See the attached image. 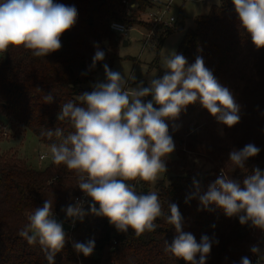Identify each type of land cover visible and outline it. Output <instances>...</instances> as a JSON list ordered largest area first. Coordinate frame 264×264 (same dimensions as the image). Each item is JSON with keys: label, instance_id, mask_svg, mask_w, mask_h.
I'll return each instance as SVG.
<instances>
[{"label": "trees", "instance_id": "obj_1", "mask_svg": "<svg viewBox=\"0 0 264 264\" xmlns=\"http://www.w3.org/2000/svg\"><path fill=\"white\" fill-rule=\"evenodd\" d=\"M135 1L137 10L128 9L124 0H54L75 6L77 22L62 35V48L47 57H33L23 47L10 48L0 55V111L12 124L30 129L47 146L57 142V138L43 136L45 130L61 128L65 135L72 131L67 122L57 120L60 105L92 90L86 83L102 66L98 62L95 69L89 70L95 43L110 62L117 57L121 37L110 27L113 20L133 26L147 24L138 13L151 3ZM195 22L186 30L178 53L189 64L198 55L203 58L205 66L241 105L240 122L228 128L199 103L187 106L176 121L168 122L176 153L175 158L166 161L169 178L158 179L155 185L139 179L128 183L134 184L139 193L157 192L165 213L168 203L177 204L184 217L183 230L192 233L197 242L203 235L218 240L206 264H239L241 257L250 258V243L264 241V234L242 226L238 217H227L215 205L204 210L198 198L185 201L195 192L193 180L199 182L202 194L221 169L241 184L254 168L264 172V49H256L251 37L239 27L232 0L212 4L209 12L197 16ZM175 29L165 28L160 43ZM50 92L54 101L45 103L43 97ZM173 123L177 126L175 131ZM249 143L261 151L246 162L244 169L235 168L228 161L229 152ZM189 153L205 157L214 164L213 169L200 173L187 169L183 160ZM78 192L77 176L63 164L51 161L45 168L36 169L13 153L1 154L0 264H47L39 244L29 245L18 233L28 223V215L42 207L45 199L54 202V213L65 215L61 208L74 202ZM155 223V231L137 237L131 229L118 232L105 217L88 215L83 222L77 221L75 227L65 230L70 240L55 257V264H186L164 251L165 241L170 244L175 236L173 227L163 218H157ZM90 239L95 241L94 253L89 257L77 255L71 241Z\"/></svg>", "mask_w": 264, "mask_h": 264}, {"label": "clouds", "instance_id": "obj_2", "mask_svg": "<svg viewBox=\"0 0 264 264\" xmlns=\"http://www.w3.org/2000/svg\"><path fill=\"white\" fill-rule=\"evenodd\" d=\"M232 4L239 27L251 37L256 49H264V0H232ZM77 18L75 6L54 0H0V53L23 47L33 57H47L62 48L61 37L74 27ZM94 47L89 70L95 69L106 55L98 43ZM163 66V76L150 79L147 87L143 81L131 87L121 71L103 64L102 81L92 84L90 92L60 105L57 120L67 122L73 130L65 135L61 128H49L41 134L57 138L49 145L51 161L72 171L83 193V198H74V202L61 208L66 220L75 225L88 215L105 217L118 232L131 229L139 237L155 231V221L163 218L175 232L170 244L165 241L164 251L186 264H206L218 240L203 235L197 242L192 233L183 230L184 217L177 204L168 203L165 213L157 192L139 193L128 181L154 182L160 173H166V161L175 151L168 122L176 121L187 106L199 103L219 124L231 128L240 122L241 105L205 66L201 56L189 64L183 54L171 50ZM149 96L151 99L146 100ZM54 98L50 92L43 100L52 103ZM172 130H177L174 123ZM260 151L249 143L242 149L233 148L228 161L244 169ZM193 185L195 192L186 198V203L198 198L202 209L215 205L227 217H238L242 226L264 234V172L259 168L246 175L242 184L221 169L206 192L201 194L198 181L193 180ZM27 220L19 236L29 245L39 244L47 264H55V257L70 238L63 222L55 217L54 202L45 199ZM71 244L77 255L89 257L94 253V239ZM261 244L264 241L249 249L257 258L255 264L264 261ZM239 264L252 261L244 256Z\"/></svg>", "mask_w": 264, "mask_h": 264}, {"label": "rangeland", "instance_id": "obj_3", "mask_svg": "<svg viewBox=\"0 0 264 264\" xmlns=\"http://www.w3.org/2000/svg\"><path fill=\"white\" fill-rule=\"evenodd\" d=\"M221 0H175L171 14L176 17V22L172 25L176 27L169 33L160 43V37L156 40L144 44L145 26L147 24H134L125 33H117L120 37V43L117 47V57L110 62L108 56L102 61V66L95 72L93 78L86 83L87 87H91L97 81L104 79L103 64H107L110 69L121 71L126 79L129 80V86L134 87L143 81L144 86H148V81L152 78H159L161 72H164L163 60L175 50L178 53L179 45L188 28L195 26L196 17L209 12L212 4H219ZM137 13V11H136ZM143 20L146 16L138 13ZM160 43V44H159ZM135 76V81L130 78ZM150 100L151 97H146ZM12 120L2 111H0V155L13 153L21 158L28 166L43 169L51 162L49 146L40 141L38 137L30 130L22 126L12 124ZM7 131V134L4 133ZM44 154V158L40 155ZM191 157L183 160V164L187 169L194 173L208 172L213 169L214 164L205 157H199L194 153H189ZM172 158L176 157L174 151ZM171 174L160 173L156 180L169 178ZM152 182V185H155ZM56 217L58 221L63 222L64 230L70 228L69 221ZM264 264V261L261 262Z\"/></svg>", "mask_w": 264, "mask_h": 264}, {"label": "built area", "instance_id": "obj_4", "mask_svg": "<svg viewBox=\"0 0 264 264\" xmlns=\"http://www.w3.org/2000/svg\"><path fill=\"white\" fill-rule=\"evenodd\" d=\"M124 2L126 3L128 9L137 10L138 4L135 0H124ZM149 2L151 4L147 6L145 10L139 12L142 16L147 17L146 20L144 18L143 21H146L147 24L149 25V27L145 26V39H144L145 45L148 44L149 42L156 40V38H159L160 35L162 34V33L160 34V32H162L165 28L171 27L176 22V17L171 14V10L173 9L175 0H149ZM114 25L116 27H114ZM132 26L133 25H129L117 20H113L110 23L111 29L114 30L116 33L118 32L125 33ZM1 54L2 53H0V55ZM4 133L7 134V131H4ZM44 157H45L44 154L40 155V158H44ZM220 172L221 170L218 172L219 175ZM74 198H83V193L79 190V192L75 195ZM86 205L87 204H85V206ZM55 217L62 218L59 213H55ZM68 221L70 224V228H69L70 230L73 227H75L76 223L75 225H73L70 220ZM257 243L258 241L251 242L249 245V249L250 246ZM250 259L252 261V264H255L257 258L251 252H250Z\"/></svg>", "mask_w": 264, "mask_h": 264}, {"label": "crops", "instance_id": "obj_5", "mask_svg": "<svg viewBox=\"0 0 264 264\" xmlns=\"http://www.w3.org/2000/svg\"><path fill=\"white\" fill-rule=\"evenodd\" d=\"M189 157H191V155H190V154H188V158H189Z\"/></svg>", "mask_w": 264, "mask_h": 264}]
</instances>
